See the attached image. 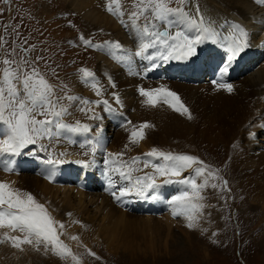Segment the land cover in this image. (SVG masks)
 <instances>
[{
	"label": "snow or ice",
	"instance_id": "snow-or-ice-1",
	"mask_svg": "<svg viewBox=\"0 0 264 264\" xmlns=\"http://www.w3.org/2000/svg\"><path fill=\"white\" fill-rule=\"evenodd\" d=\"M4 2L8 3V0ZM253 3L264 6V0H253ZM104 10L135 37L136 49L134 52L125 49L119 41L94 43L92 38H85L80 33L78 40L86 49L104 52L116 63L125 66L130 75H140L133 72L134 57L148 62L144 68L147 73L161 62L187 61L197 56V49L205 43L216 44L226 56L218 79L212 83L217 90L233 91V85L224 82V76L232 62L250 47L251 34L242 22L228 19L218 22L208 15L207 7H202L200 0H131L128 8L124 7V0H105ZM68 23L69 27L76 28L71 21ZM260 23L264 24V20ZM9 27L12 26H4L6 32ZM11 34L19 39L16 27H12ZM67 43L79 46L73 40ZM5 45L8 41L0 36V170L8 174L16 173L15 157H19L29 146H38L25 154L35 155L36 151L46 154L43 160L46 167L39 174L51 183L57 175V166L66 163L65 158L69 155L67 151H57V146L62 142L78 144L85 158L76 159L74 163L85 169L96 164L97 152L104 154L106 191L117 201L128 197L156 200L162 184L179 185L177 193L165 203L173 217L185 219L189 229L200 227L199 222L208 206L204 203L207 188L230 191L228 181L220 176L219 170L196 155L164 151L154 146L141 155L125 159L134 147L146 139L147 129L154 125L149 122L137 125L124 117L119 111L123 108L120 94L111 92L112 102L104 98L106 89L96 73L86 67L76 69L77 78L97 99L72 94L59 77L58 70L62 65L56 60L55 50L43 48L37 51V45L28 44L27 39L19 44ZM49 75L58 83L51 82ZM105 76L111 88L115 89L117 85L111 75L105 73ZM58 89L62 95L57 94ZM137 91L145 106L155 108L163 103L188 119L193 118L178 94L165 85L147 89L138 86ZM113 102L118 107H114ZM72 106L89 121L99 123L67 122L65 117L71 115L69 109ZM97 108L101 111L98 112ZM101 112L108 113L113 119L121 117L119 126L128 132V142L121 151H107ZM254 135L250 133V136ZM186 171L189 175L184 176ZM14 184V181L0 180V244H10L21 252L25 250L24 246H29L37 252L42 250L45 255L70 260L71 264H82V257L61 239L65 235V224L56 220L48 206L31 192ZM67 215L71 217L72 214ZM73 223L80 221L74 220ZM69 239L79 241L76 235ZM85 252L100 259L86 247Z\"/></svg>",
	"mask_w": 264,
	"mask_h": 264
},
{
	"label": "rangeland",
	"instance_id": "rangeland-1",
	"mask_svg": "<svg viewBox=\"0 0 264 264\" xmlns=\"http://www.w3.org/2000/svg\"><path fill=\"white\" fill-rule=\"evenodd\" d=\"M124 1L130 7L131 0ZM0 10H2L0 11V36L8 41V45L19 44L22 40L27 39L28 44L37 45V51L43 48H49L50 51L55 50L56 60L62 65V68L58 70L59 77L68 85L72 94H77L74 92L72 84L74 79H78L76 69L86 67L96 73L105 87L104 98L112 102L110 94L116 91L120 94L122 101L123 98L128 100L127 104L123 101V110L126 113L124 116L127 119L137 125L143 122L154 125L153 128L147 129L146 139L142 141L144 144L134 147L125 159L128 156L141 155L155 146L164 151L196 155L214 169L219 170L220 176L228 181L230 191H221L209 187L204 192L207 197L204 203L208 206L204 209L203 217L199 222L200 227L188 228L189 233H192L193 247L190 249L193 253L187 248H180V253L173 249V251L168 250L166 255L162 246L157 247L153 253L147 255L136 252L131 254L128 250L121 252L116 249H108L101 241L91 243L80 240V238L79 241H72L68 238L72 235L67 233L68 226L65 225V235L61 239L65 243L69 240L68 245L73 252L82 257V264H264V238L263 241L261 240L262 235H264V182L259 185L262 190H258V185L255 184V172L264 169V159H262L264 156V120L258 114L250 119L245 107L240 106L237 111V105L232 103L234 99L232 92L217 90L212 83L213 80L208 78L198 86L156 79L157 81L135 80L133 84L128 82V85L123 84L122 86L117 83L115 89L111 88L103 71L105 64L98 62L97 52L91 48L86 49L78 40L79 34L82 33L85 38H92L94 43H102L101 41L112 39L110 32L102 26L84 21L64 0H8V3L0 0ZM69 21L76 25V28L69 27ZM5 25L16 27L20 34L19 39L11 34L12 27H9L6 32ZM118 39L121 44L125 43L122 38ZM69 40L75 41L79 46L69 45L67 43ZM261 58L259 57L258 60ZM109 60V62H114L110 57ZM117 65V68L122 70L124 75H127L122 66L118 63ZM41 68L43 70L42 62ZM101 76L105 77L103 82ZM48 78L51 82L58 83L51 75ZM237 80L238 78L233 83L236 86H238ZM160 85H165L169 90L178 94L180 100L191 112L192 119L173 111L163 103L155 108L141 103L143 98L138 94V86L147 89ZM85 92L88 94L85 97L97 99L91 90ZM57 94L62 95L59 89ZM63 103L67 104L68 102L63 101ZM218 104L227 111L235 110L238 112L237 116L234 117L237 120L232 124L235 129L226 131L220 126ZM69 111L71 115L65 117L69 123L76 120L86 123H99L89 121L75 106H72ZM97 111H101L100 108H97ZM139 111L142 115H138ZM136 114L141 118L138 119ZM101 115L105 119L103 121V135L107 141V151H121L128 142V132L119 126L118 116L116 117L118 121L113 124L114 119L110 115L103 112ZM228 115L229 118L226 117L224 121H233L231 113ZM250 133L255 135L250 136ZM33 147L29 146L24 153H27L29 149L34 150L38 146ZM63 147V145H58L56 150L62 151ZM42 153L46 156L44 152ZM103 155L102 153L101 156H98L95 167L104 166ZM144 171H151V169H144ZM35 172L37 169L29 165L23 169L24 174L34 175ZM183 175L187 176L189 172L186 171ZM179 187L175 184L173 195L177 193ZM102 188L106 190L105 185L97 186L94 190L99 191ZM87 207L95 209L92 205ZM137 213L143 214V212ZM62 218V220L55 219L63 223L65 221L64 215ZM174 218L176 219L177 216ZM172 228L175 227L172 226ZM202 229H207V231H202ZM174 231L181 238V233L177 229ZM169 242L168 239L167 243ZM185 244L182 243V245ZM155 245H157L156 242L153 246ZM85 247L95 252L100 259L97 260L88 256ZM4 248L3 251H7L6 256L9 257V259L3 258L4 264H71L70 260L64 261L51 254L45 255L42 250L28 254V247H25L26 253L12 247H10L11 250H4ZM26 255L29 256L28 259H26ZM175 255L176 257H174ZM0 264H2L1 261Z\"/></svg>",
	"mask_w": 264,
	"mask_h": 264
},
{
	"label": "bare ground",
	"instance_id": "bare-ground-1",
	"mask_svg": "<svg viewBox=\"0 0 264 264\" xmlns=\"http://www.w3.org/2000/svg\"><path fill=\"white\" fill-rule=\"evenodd\" d=\"M64 2H67L69 7L78 13L84 21L102 26L105 30L107 29L110 32L112 41H119L118 38H122L125 41L122 44L124 48L132 50L133 52L135 51L137 44L135 37L130 35L128 30L122 27L113 16L104 10L105 0H64ZM201 5L202 7L206 6L208 15L218 22H222L223 19L237 20L248 28L251 34L250 47L239 55L243 63H241L242 65L235 66L234 60L228 73L225 74L224 80H229V76L234 75L240 66L246 68L251 61L256 60L257 64L254 68H247L248 72L238 77L236 81L238 86L233 84L235 83V79H237L235 77L229 83L233 85L232 96H234V99L232 103L237 105V111L242 106L246 108L250 119H252V116L258 114L264 120V24L260 23V21L264 20V6L254 4L253 0H201ZM124 7L128 8L125 1ZM197 52V56L194 57V59H197L196 63L186 67L189 74L193 77L210 76L218 79L219 70L225 63L226 53L224 50L216 44L205 43L199 46ZM219 55L222 58H219ZM97 57L98 62H102L103 65L105 64L103 69L104 74L108 73L111 75L116 84L119 83L120 86L123 84L128 85L129 83L133 84L135 80H139L138 76L124 75L122 70L117 68L118 65L115 61H108L109 56L104 52L97 50ZM259 57L262 58L258 60ZM137 60L141 59L134 57V71L138 70ZM104 78L102 77V82L105 80ZM72 84L74 92L78 95H88L85 91L90 89L80 83L78 79H74ZM220 90L226 91L224 89ZM123 101L126 104L128 103L126 98H123ZM217 107L220 113V126L226 131L235 129V126L232 124L237 120L234 117L237 116L238 112L235 110L227 111L220 104ZM122 110L123 108L121 110L119 109V111ZM122 112L126 116L125 111L123 110ZM138 113V115H142L140 111ZM228 113H231L233 117L231 119L234 120L225 122L224 119L226 117L229 118ZM137 118L139 119L141 117L137 116ZM117 121L118 119L115 118L112 123L114 124ZM75 138L78 140L83 139V137ZM140 144L142 145L144 143L142 142ZM60 145L64 146L62 151H67L69 155L65 158L66 163L57 166L58 170L54 182L50 183L43 175L39 174L46 167L43 163L46 156L40 151H36L35 155L32 156L22 153L19 157H15L17 172L8 174L0 170V180L14 181L15 187L31 192L41 203L48 206L49 211H51L56 219L62 220V215H64L65 221L63 223L68 226L67 233L78 236L80 240L91 243L101 241L108 249H116L121 252L128 250L131 254H135L136 252L147 255L153 253L159 246H162L166 255L169 252L168 250L173 251V249L180 253V248H187V250L193 253L190 249L193 247L191 242L192 233H189L185 219L181 216H177L175 219L170 208L165 203L166 200L171 198V196L168 197V194L174 192L175 184H162L159 190V198L156 200L128 197L124 198L123 201H117L108 191L103 190V188L99 191L94 190L100 185L107 187V182L103 175L104 166H100L99 168L93 166L85 169L74 163L76 159L85 158L82 156L83 150L78 147V144L74 145L62 142ZM101 154V152H97L96 160ZM262 159H264V156H262ZM27 165L37 169V172L34 175L24 174L23 169ZM255 173V184L258 185V190H262L259 185L264 182V169ZM88 205H92L95 209H90L87 207ZM137 212H143V214ZM67 213H71V217ZM74 220H78L80 223H73ZM172 226L175 228H172ZM174 229H177L181 233V238L175 234ZM263 238L264 235H262V241ZM168 239L170 240L169 243H167ZM155 242L157 245L153 246ZM183 242L186 244L182 245ZM68 243L69 240L67 241ZM1 245L0 261L4 264L3 258L9 259V257L6 256L8 252L3 251V248L5 247L4 250H9L11 246L7 243ZM24 247L29 248L28 254L36 252L29 246ZM24 252L26 253V248Z\"/></svg>",
	"mask_w": 264,
	"mask_h": 264
}]
</instances>
